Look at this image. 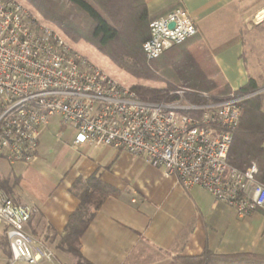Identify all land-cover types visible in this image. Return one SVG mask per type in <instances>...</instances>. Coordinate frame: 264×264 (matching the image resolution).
<instances>
[{"label": "built area", "instance_id": "1", "mask_svg": "<svg viewBox=\"0 0 264 264\" xmlns=\"http://www.w3.org/2000/svg\"><path fill=\"white\" fill-rule=\"evenodd\" d=\"M197 34L188 11L176 8L150 24L145 56L158 59ZM103 63L93 49L73 43L23 1L0 0V160L11 166L34 164L42 133L58 118L74 132L71 149L111 147L143 158L186 191L203 188L241 216L264 212L257 164L243 173L228 164L242 104L259 91L233 93L219 102L202 94L209 101L194 104L179 90L174 101L147 102ZM34 213L33 207L0 193L8 264L55 261L53 251L26 230Z\"/></svg>", "mask_w": 264, "mask_h": 264}, {"label": "crops", "instance_id": "2", "mask_svg": "<svg viewBox=\"0 0 264 264\" xmlns=\"http://www.w3.org/2000/svg\"><path fill=\"white\" fill-rule=\"evenodd\" d=\"M146 2L150 15L187 10L231 89H241L250 78L256 81L264 113V0ZM73 138V130L53 118L40 137L34 164L11 166L0 160V180L9 181L11 194L1 188L0 193L34 208L26 230L53 251L51 264H171L175 256L195 257L207 250L264 256V212L241 216L201 187L184 190L175 177L141 157L111 147L71 149ZM94 176L115 192L94 211L80 240L79 261L57 245L80 207L78 182Z\"/></svg>", "mask_w": 264, "mask_h": 264}, {"label": "trees", "instance_id": "3", "mask_svg": "<svg viewBox=\"0 0 264 264\" xmlns=\"http://www.w3.org/2000/svg\"><path fill=\"white\" fill-rule=\"evenodd\" d=\"M23 2L38 11L46 22L54 25L66 38L73 42L88 43L117 67L134 76L139 82L136 93L144 101H174L177 98L174 93L178 89L185 90L186 99L194 104L209 101L202 94H208L210 101L219 102L227 100L233 93L245 95L260 90L256 81L250 78L244 87L233 91L208 55L198 34L158 59L147 60L143 44L149 38L150 24L167 12L150 15L146 0ZM157 83L163 85L153 86ZM263 140L264 113L261 95H257L242 104V115L233 137L228 164L243 173L255 162L259 168L257 180L264 185ZM79 185L81 192L77 195L81 201L80 207L70 217L65 235L61 237L57 248L81 261L80 240L94 217V211H98L107 196L115 190L95 176L85 182L79 181ZM0 188L11 194L9 181L0 180ZM0 249L11 257L8 241L2 233ZM171 264H264V256L222 255L207 250L195 257L175 256Z\"/></svg>", "mask_w": 264, "mask_h": 264}, {"label": "rangeland", "instance_id": "4", "mask_svg": "<svg viewBox=\"0 0 264 264\" xmlns=\"http://www.w3.org/2000/svg\"><path fill=\"white\" fill-rule=\"evenodd\" d=\"M23 1V0H22ZM28 7V6H27ZM29 8V7H28ZM31 9V8H30ZM33 10V9H31ZM35 11V10H33ZM38 13V11H36ZM39 14V13H38ZM40 15V14H39ZM41 16V15H40ZM81 42L83 45H85L87 48L93 49V51L96 53L97 55V60L103 65L101 66L104 69H107L108 71H112V73L119 78L121 81L125 82L127 85L133 86L135 89L138 87L139 82L138 80L132 76L131 74L125 72L124 70L120 69L119 67H117L114 63L111 62V60L109 58H107L106 56H104L99 50L95 49L94 47L90 46L88 43H85L84 41H78ZM74 43V42H73ZM211 57V56H210ZM152 85V84H151ZM163 84L161 83H157V84H153V86H157V87H161ZM180 89L176 90L179 91ZM261 90V89H260ZM175 91V92H176ZM1 227V226H0ZM1 229V228H0ZM9 259H10V255H6L4 254V252L0 249V264H8L9 263Z\"/></svg>", "mask_w": 264, "mask_h": 264}, {"label": "water", "instance_id": "5", "mask_svg": "<svg viewBox=\"0 0 264 264\" xmlns=\"http://www.w3.org/2000/svg\"><path fill=\"white\" fill-rule=\"evenodd\" d=\"M171 28H173V25H171Z\"/></svg>", "mask_w": 264, "mask_h": 264}]
</instances>
